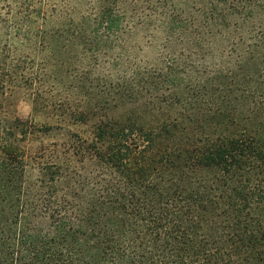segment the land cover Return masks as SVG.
I'll return each instance as SVG.
<instances>
[{"label": "trees", "instance_id": "1", "mask_svg": "<svg viewBox=\"0 0 264 264\" xmlns=\"http://www.w3.org/2000/svg\"><path fill=\"white\" fill-rule=\"evenodd\" d=\"M56 17L0 5V264H264V4L95 0ZM208 58L234 66L208 74ZM38 61L85 68L115 101L158 110L99 121L79 140L114 176L82 203L41 193V179L35 194L25 186L40 128L3 102L34 88ZM53 167L42 170L54 184Z\"/></svg>", "mask_w": 264, "mask_h": 264}, {"label": "rangeland", "instance_id": "2", "mask_svg": "<svg viewBox=\"0 0 264 264\" xmlns=\"http://www.w3.org/2000/svg\"><path fill=\"white\" fill-rule=\"evenodd\" d=\"M93 1L95 0H4L0 5L6 17H10L18 11L24 12L29 3L33 9L45 12L50 22H55L60 11L65 12L71 6ZM259 2L264 4V0ZM155 55L156 51L152 47L144 48L141 53L150 62H154ZM233 64L234 60L217 58L215 61L208 58L205 71L208 74L225 71L231 69ZM37 65V73L41 77L34 88H19L8 93L3 102L9 114H15L24 120L31 119L40 128L28 142L30 157L25 171V186L33 189L35 194V186L40 185L38 180L41 179L47 184H43L45 188L41 193L61 194L73 203H82L86 196L83 194H101L108 188L111 189L114 176L76 148L80 144L79 140L90 139L91 126L99 121L122 119L136 114L150 122L158 110H155V106L145 105L147 98L140 99L137 104L127 100L115 101L109 90L110 84L99 80L100 76L87 74L85 68L75 71L67 65L52 67L41 61ZM35 92L39 95V104H42L37 111H33L32 105ZM152 109L153 112L150 111ZM163 111L166 108H162ZM81 112L86 114L85 124L80 121ZM45 165H55L51 171L59 172L54 184L48 170H42ZM42 172L45 177L41 176Z\"/></svg>", "mask_w": 264, "mask_h": 264}]
</instances>
